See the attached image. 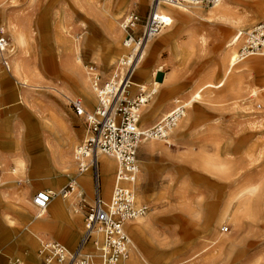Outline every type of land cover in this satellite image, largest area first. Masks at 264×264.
<instances>
[{"label": "rangeland", "instance_id": "374dc122", "mask_svg": "<svg viewBox=\"0 0 264 264\" xmlns=\"http://www.w3.org/2000/svg\"><path fill=\"white\" fill-rule=\"evenodd\" d=\"M151 4L152 0H0V10L21 17L27 37L24 70L15 73L13 52L9 53L11 73L1 58L0 70L8 73L15 86L20 85V92H29L27 99L17 98L15 103L34 110L51 133L45 131L43 136L55 144L63 142L72 159V166L62 175L49 178L43 173L51 165L50 147L37 130L31 151L25 150L27 137L19 145L24 150H17L11 137L0 135V155L5 156L0 174L10 177L5 186H12L16 195H27L33 203L37 191L59 192L76 176L74 151L86 136L87 123L69 103L83 98L73 80L79 74L87 75L91 63H96L102 74L108 69L111 78L120 59L130 53L123 45L122 17L136 11L145 22ZM222 6H228L225 18L218 12ZM168 7L171 16L161 12L168 25L148 42L130 88L131 96L139 93L141 82L147 84L148 91L157 88L142 108L140 128L154 125L171 110L176 98L188 102L196 93L200 96L188 104L186 117L169 141L149 140L139 149L137 200L147 203L150 211L127 225L133 240L131 258L140 257L132 264H139L142 258L153 264H264V64L254 59L264 62V56L249 57L233 68L223 64L227 44L237 31L264 20V0H223L215 7L163 5ZM230 18H241L239 25L232 26ZM1 25L5 24L0 19ZM8 33L11 50L14 42ZM154 81L159 84L155 86ZM175 83L179 86H173ZM83 101L87 112L99 105V97ZM157 108L163 110L151 116ZM57 109L71 110L77 119L70 138L60 136L64 125ZM18 157L23 161L21 170ZM110 193L111 189L106 196ZM89 194L93 198L92 189ZM69 198L59 195L55 200L64 206V227L58 228L56 221L47 232L50 238L61 240L51 233L67 237L66 229L80 225V234L70 246L74 249L84 232L85 211L78 207L81 197L75 194ZM67 199L72 201V214ZM14 206L3 210L10 218L0 215V230L5 235L0 248L7 246L0 264H14L15 259L31 253L38 258L40 239L25 230L38 234V227L44 232L47 218L56 217L51 205L44 219L31 223L33 211L21 217L15 200ZM132 225L146 226L145 233L134 235ZM24 234L28 243L19 245Z\"/></svg>", "mask_w": 264, "mask_h": 264}, {"label": "built area", "instance_id": "2783aa9c", "mask_svg": "<svg viewBox=\"0 0 264 264\" xmlns=\"http://www.w3.org/2000/svg\"><path fill=\"white\" fill-rule=\"evenodd\" d=\"M223 0H153L151 12L145 22L136 11L122 17L120 27L124 33L123 45L140 49L145 41L156 37L165 22L155 12L160 5L215 7ZM239 40L235 62L249 57L264 56V20L249 29L239 30L235 36ZM10 36L5 25L0 26V58L5 69L11 71ZM120 66V67H119ZM119 73L112 79H105L96 63L88 65V73L94 89L98 92L99 105L93 112H86L81 98L72 101L78 115H84L87 133L74 151L78 176L90 173L93 183V202L87 204L82 190L79 209L85 211V232L76 248L71 249L54 239L41 240L38 254L42 264H132L133 240L127 224L144 217L149 211L147 203L137 200L135 184L140 173L139 149L149 140L167 141L172 131L186 117L188 102L176 98L171 110L149 128L141 129L139 121L144 105L152 95L138 84L139 93L130 95L134 85L136 65L123 56ZM121 70L124 72L122 73ZM115 158L113 186L110 196L103 189L99 155ZM78 187V177L60 189L41 190L34 197L35 206L44 213L55 196L68 198ZM78 209V210H79ZM77 211V210H76ZM228 227L224 231H228ZM15 264H24L20 259ZM139 264H153L142 258ZM187 264V263H179Z\"/></svg>", "mask_w": 264, "mask_h": 264}, {"label": "crops", "instance_id": "0c3cea01", "mask_svg": "<svg viewBox=\"0 0 264 264\" xmlns=\"http://www.w3.org/2000/svg\"><path fill=\"white\" fill-rule=\"evenodd\" d=\"M142 1L146 2V0H142ZM224 54H223V57H224ZM223 59L226 62V57H224ZM224 60H223V64L225 63ZM10 63H11V61H10ZM3 67H4V65H3ZM7 72L11 73V71H8V70H7ZM158 72L161 73V72H163V70L158 71ZM103 73H104L103 74L104 78L108 79L109 78L108 77L109 76L108 69H105ZM169 73H172V71L168 72L167 75ZM10 76H12V75H10ZM176 81H180V79H178ZM16 84H18L17 81H16ZM139 84H146V83H142L141 82ZM162 84H163V82H162ZM17 86H18V88H17ZM17 86H15L14 83L10 82L8 73H5L3 70H0V113L2 111V116L0 117V135L3 136V137H11L12 141L16 145V149L17 150L18 149L24 150V149L20 148L19 145L22 142L21 139L23 137H27V143H26V149L25 150L31 151V150L34 149V146H33V143H34V138H33L34 131L37 130L38 135L41 138H43L44 140L46 138L45 142L49 145L50 152H51L50 153L51 154V165H50L49 168L45 169L43 174L46 177H49V178H56V177L62 175L66 171L65 169L70 168L72 166V159H71V156H70V150H69V148L66 145L63 144V142H59L58 144H55L54 142H52V140L49 138V136H46V137L43 136V132H45V131L48 132L50 135H51V133L49 132V128L46 129V128L43 127L41 117L38 116L35 113L34 110L30 109L27 105L24 106V105H18V103H15L17 98H20L21 100H23V99H27L28 96H29V92L27 90L20 92V87H19L20 85L18 84ZM173 86H179V84L175 83V84H173ZM21 87H22V84H21ZM23 90H25V89H23ZM21 97H23V98H21ZM76 98H81L83 100L82 97H76ZM73 100L74 99H72L69 103L71 104L75 114L78 115L76 113L73 105H72V101ZM83 104H84V101H83ZM158 108L155 111H157ZM93 111H91V112H93ZM86 112H87V110H86ZM58 116H59V118L61 119V121H62V123L64 125V128L61 131L60 136L62 138L65 137V136L70 138L71 137V133H72L71 130L74 128L73 127L74 126L73 123H75L76 120H77L76 117H73V112L71 110H66L65 112H62V111L58 110ZM78 116H83V115H78ZM153 116H154V114H153ZM73 120H75V121H73ZM86 133H87V130H86ZM54 138H56V137H54ZM50 143H51V145H50ZM100 155H102V154H100ZM100 155H99V159H100ZM69 157H70V164H66L68 162V160H69L68 159ZM107 157L110 158V156H107ZM4 159H5V156L4 155H0V162H1V160H4ZM19 159L20 160H18V162H19L18 165L20 166L19 168L21 170L23 168V161L21 160V158H19ZM111 159L114 160V162L116 163L115 158L111 157ZM101 167H102V165H101ZM16 171H17V169L13 170V172H16ZM102 172L103 171H101V175H102V179H103L104 176H103ZM76 175H77V173H76ZM5 177H7V176H5ZM5 177H3L0 174V215H3V217L10 218L9 214L4 212L3 210H5L6 207H16V206H14V200H15L17 202L19 215L21 217L22 216H26V215L30 214L31 211H33L32 217H33L34 221H32L31 223H35L36 221H38L40 219H44L45 216L47 215V213H49V211H50L49 209L53 207L54 214H55L54 216H56L57 219H56V217H53V216L52 217L51 216L48 217L47 218L48 219L47 220L48 223H47V226H46L44 232H39L38 231V227L36 229V232L38 234L34 233L29 228H27L25 231H29L35 237L40 239V241H39L40 244H41V240H43L40 237V235H43V236L46 237L44 239H54V240H57V241L63 243L67 247L71 248L70 246H72L76 242V240H77V238H78V236L80 234V230H81V226L80 225H78V227L73 228L71 230L70 229H66L67 237L64 236V235L59 234V232L58 233H51L52 235L57 236L58 238L63 240L65 243L63 241L59 240V239L50 238L49 234H48L50 232H47L49 229L52 228V226H54L56 224V221H59V223L57 224L58 228H63L64 227L61 224V220L66 216V212H64V214H63L64 206L60 202V200L58 202L55 201L57 199V196H55L51 200V202L48 205V208L46 209V211L43 214H41L42 216H39V214H40L39 211L36 210V207H35V205L33 203H30L28 201V199H27L28 196L27 195H16L12 186H8V187L5 186L6 184H8L7 181L10 179V177L9 178H5ZM113 178H114V172H113V175H112V178H111L112 179V183H113ZM78 181L80 182V184L82 186V187L79 186L80 190L83 189L85 191L86 203L87 204H92L93 198H91V195L89 194V191L91 189L93 191V183H92V179H91L90 173L82 174L80 176V178L78 179ZM86 181L88 183L90 181L91 184H92V187H89L87 185ZM112 183H111V186L108 187V190L105 189L106 193H108L110 191V189L112 188ZM103 184H104V179H103ZM137 184H138V181H137ZM135 189H136V192H137V185L135 186ZM41 190H51V189H41ZM41 190H39V191H41ZM39 191H37V193ZM66 202H67V209L72 214V212L74 211V210L72 211L71 206H70L72 201L67 199ZM87 204L83 208L84 211H86L87 208H88ZM51 205H52V207H50ZM72 216H74V215H72ZM53 219H55V221H53ZM58 219H60V220H58ZM0 222H2V221H0ZM23 225H22V227H23ZM35 226H37V225H35ZM22 227H21V229H22ZM84 232H85V228H84ZM84 232H83V234H84ZM83 234H82V236H83ZM4 236H5L4 233L1 232V230H0V242L2 241ZM82 236H81V238H82ZM81 238H80V240H81ZM27 240H28V236L26 234H24L18 239V243H19V245H24V244L28 243ZM80 240H79V242H80ZM67 242H69L70 244H68ZM71 249H73V248H71ZM6 251H7V246L0 248V256L6 254ZM17 259H20L24 264H26V262H28L29 264H42V260H41V258L39 256V254H38V258L35 257L34 253H31V254H25L23 259L22 258H17ZM10 264H13L12 261L10 262Z\"/></svg>", "mask_w": 264, "mask_h": 264}, {"label": "bare ground", "instance_id": "6f19581e", "mask_svg": "<svg viewBox=\"0 0 264 264\" xmlns=\"http://www.w3.org/2000/svg\"><path fill=\"white\" fill-rule=\"evenodd\" d=\"M152 3H153V0H152ZM151 6H152V4H151ZM182 6H187V5L174 6V7L181 8ZM168 8L169 9H164L163 5H160L157 9H155V12L159 15V17L163 20V22H165L164 28L168 25V21H167L166 17L161 12H165L169 16H171L172 9L170 7H168ZM163 9H164V11H163ZM220 9H222V10H218V12L221 13L220 17L221 18L227 17V15L224 12H226L228 10V6H222ZM20 18L21 17H19L17 14H13L12 12L8 13V12L4 11L3 9L0 10V19L4 22L6 28L8 27V30L11 32L13 42H14L12 44L11 50L9 48V51L13 52V55H12L13 56V64H14L13 66H14L16 74L21 73V71L24 70V68L26 66L25 65L26 63L24 60V55H27V48H26L27 37H26L24 26H23L24 23L23 24L21 23ZM240 19L241 18H239V19H237V18L231 19L230 18V20L232 22V26H234V27L238 26L240 23V21H239ZM117 35H119V33H117ZM235 36H236V34L232 37L230 42L227 44V49H226L225 54H224V57H226V62L230 68L231 67L233 68L234 66L239 65V64L243 65L244 63L249 61V60H246V61L241 62V63L235 62V55L237 53V47L239 45V40H236ZM150 40L145 41L140 49H136L135 46L128 47V49L130 50V53H128L127 56L129 58L130 63H132L133 65H136V69H137V66L140 64V62H142V60L144 59L145 52L147 53L146 47H147L148 42ZM123 41H124V39H123ZM10 47H11V45H10ZM79 59H80V57H79ZM254 59H257L258 61H260L261 65L264 64V62H262V60H261L262 58H254ZM224 62H225V60H224ZM224 64L226 65V63H224ZM121 72L123 73L124 71L121 70ZM116 73H119L118 69L116 70L115 74ZM89 76L90 75L88 72H87V75L79 74L74 78L73 82L78 88H80L83 98L87 99L90 102H93V101H95V98L98 97L99 95H98V92L94 89L93 85L91 84V86H90L91 82L89 83V81H91V77H89ZM113 76H114V74H113ZM112 77L109 79H112ZM154 78L156 79V74H155ZM153 83L155 86H157L159 84V82H156V81H154ZM24 85L35 87V85H28V83L27 84L24 83ZM140 85H142L144 87V89L146 91H148L147 90V87H148L147 84H140ZM156 90H157V88L155 87V89L148 91L149 92L148 95H153V93H155ZM261 91H264V87L261 89ZM255 92H256V90H255ZM199 96L200 95L196 93V95H194L193 98L191 97L192 99H189L188 104L192 105L193 101L196 98H198ZM162 109L163 108L155 111L154 113L151 114V116H153V114L157 115ZM166 114L167 113H165V115ZM175 133H177V131L173 132V134H175ZM171 135L172 134H170V136ZM167 141H169V140H167ZM69 159H70V157H69ZM100 160L102 161V169H103L102 174H103V176H104L105 171L107 173V176L106 177L104 176L103 179H104V186L106 187L105 189L108 190V187L110 186L109 181L112 178L116 163L114 162V160L111 159V157L109 158L104 154L100 155ZM66 164H70V160H68V162ZM77 177H78V172H77ZM79 178H80V175H79L78 179ZM86 183L89 187H92V184L90 181H89V183L86 181ZM136 185H137V182H136L135 186ZM79 186L82 187L80 182L78 181V187H76L75 193L70 194L69 197H71L72 195H75V194L76 195L81 194V191L83 189L80 190ZM33 204H34V200H33ZM38 211L40 213L39 216H42L41 214H43V213H41V211L39 209H38ZM141 218L142 217H140L139 219H141ZM145 231H146V226H144V225H132V232L134 233V235L142 236L145 233ZM139 259H140V257L138 255L136 259H135V257L134 258L132 257L130 259V262L131 263H137L139 261ZM14 264H15V262H14Z\"/></svg>", "mask_w": 264, "mask_h": 264}]
</instances>
